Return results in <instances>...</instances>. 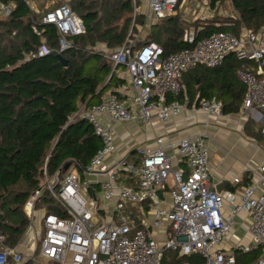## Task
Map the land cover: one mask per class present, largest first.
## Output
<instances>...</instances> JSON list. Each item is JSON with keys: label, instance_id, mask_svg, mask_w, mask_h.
Returning <instances> with one entry per match:
<instances>
[{"label": "built area", "instance_id": "built-area-1", "mask_svg": "<svg viewBox=\"0 0 264 264\" xmlns=\"http://www.w3.org/2000/svg\"><path fill=\"white\" fill-rule=\"evenodd\" d=\"M184 5L185 0H149L156 21L175 15ZM12 11L11 5L0 3L1 19L10 17ZM193 13L205 21L212 14L208 3H196ZM43 24L58 30L60 54L71 47L70 37L85 34L83 20L69 4L50 10ZM48 54L43 47L38 56ZM229 56L242 63L238 76L247 88L243 113L261 124L264 134V26L260 30L251 25L243 27L238 36L213 34L193 49L166 59L163 48L155 42L138 48L134 42H127L109 60L114 67L126 68L130 86L121 93L130 100L121 102L109 95L102 104L82 108L74 115L72 123L87 120L93 126L102 147L82 172L70 171L63 179L56 174L33 194L26 213L37 250L24 256L18 247H7L0 232V264H163L167 252L199 256L204 264H237L239 254L264 248V165L259 178L237 195L231 190H212L205 136L189 137L178 145L177 154L186 161L189 174L173 169L162 139L157 140L155 149L137 150L136 160L129 159L130 155L115 156V132L109 122L151 126L182 115L189 110L188 100L181 103L171 98L184 92V76L199 66L217 68ZM191 110L208 117L223 114V106L215 98L201 100ZM127 175L135 177L134 186L120 185ZM235 182L239 183V179ZM47 191L61 207L63 217L36 211ZM162 193L170 196L168 208L163 206ZM146 207L154 213L152 223L146 218ZM136 208H140V214L135 213ZM242 213L252 219L251 242L225 250L222 246L233 234L235 219ZM38 214L40 218H36ZM37 223L42 231L34 230ZM164 224L170 231L161 246L150 231ZM253 264H264V249Z\"/></svg>", "mask_w": 264, "mask_h": 264}, {"label": "trees", "instance_id": "trees-1", "mask_svg": "<svg viewBox=\"0 0 264 264\" xmlns=\"http://www.w3.org/2000/svg\"><path fill=\"white\" fill-rule=\"evenodd\" d=\"M27 1L0 0L13 7L10 17L0 18V232L9 248L18 247L29 229L26 207L45 179L56 174L63 179L73 168L82 172L101 149L93 126L87 120L72 123L71 119L82 108L102 104L109 95L119 101L124 98L118 90L126 80L118 75L121 67L113 73L109 56L134 42L133 34L148 21L147 14L136 11L139 0H56L48 10L40 5L39 13ZM62 4H69L85 27L84 35L69 38L71 47L62 53L67 67L52 55L60 50L58 30L43 24L45 15ZM228 4L233 10L220 20L218 9ZM210 7L215 14L211 21L189 25L179 14L158 20L148 39L135 47L155 42L166 59L213 34L238 36L243 27L264 26V0H210ZM43 47L50 54L39 57ZM241 66L234 56L214 69L200 71L203 66H199L184 76V92L171 100L187 99L192 107L215 98L224 114L238 113L247 93L238 76ZM68 164L71 168L65 172ZM127 180L129 186L135 185L134 176L127 175ZM60 208L48 191L36 205L37 212L63 217ZM257 252L261 249L250 254ZM240 255L249 254H239L237 264H247ZM184 262L204 264L199 256L175 252H167L163 260V264Z\"/></svg>", "mask_w": 264, "mask_h": 264}, {"label": "crops", "instance_id": "crops-1", "mask_svg": "<svg viewBox=\"0 0 264 264\" xmlns=\"http://www.w3.org/2000/svg\"><path fill=\"white\" fill-rule=\"evenodd\" d=\"M139 1L141 3L145 1L146 5H149V0ZM193 6L195 9L196 3ZM32 7L37 13L42 11L40 4H37V0L33 1ZM48 9L49 7H46L45 4V10ZM136 11L142 13L140 8ZM181 11L178 10V13L175 15ZM157 22L151 11H148V24L152 27ZM121 72L124 73L121 74ZM118 75L120 78L126 80L124 87L130 86L127 71L123 70V67L119 69ZM124 87L118 90L120 94H122L121 92ZM244 87L246 92L247 88L245 85ZM123 97L122 102L130 100L125 96ZM187 106L189 110L180 116L173 117L166 123L157 121L151 126H145L138 122L129 124L109 122L114 128L115 140L117 142L116 158L127 156L131 153L132 156L135 155L138 158L137 150L140 148L155 149L157 148V140L162 139L163 147L167 151L168 156L172 158L173 169L175 171L184 170L186 174H189L190 171L186 161L177 154L178 145L186 138L205 136L207 141L212 142L211 152L208 146V169L212 190L217 192L231 190L237 195H241L245 187L259 178L260 168L264 165L263 126L255 122L249 115L243 113V104L238 113H223L220 117H208L203 113L192 112L191 108L193 106L190 107L188 102ZM236 179H239V183L235 182ZM119 183L121 186L128 185V180H123ZM163 195L164 193L161 195V199L163 198L162 200H164L163 206L168 208L170 196L168 194ZM134 211L136 214H140V208H136ZM224 211L227 212L228 208L225 207ZM145 215L148 221L152 223L154 217L153 211L146 207ZM166 226L164 224L160 229L152 228L153 231H150L152 237L161 246L164 245V242L169 237L170 230ZM38 228L39 226L35 225L34 230H38ZM251 230V217L245 213L240 214L235 219L233 234L222 247L226 250L233 247L234 244H249L251 242ZM32 236V233L27 230L18 246V251L24 256H31L37 250L38 244L33 240Z\"/></svg>", "mask_w": 264, "mask_h": 264}, {"label": "rangeland", "instance_id": "rangeland-1", "mask_svg": "<svg viewBox=\"0 0 264 264\" xmlns=\"http://www.w3.org/2000/svg\"><path fill=\"white\" fill-rule=\"evenodd\" d=\"M30 2L33 3L34 0H29ZM53 1H56V0H37V4H40V5H43V4H46V7H49V9H51L52 7H54V4L52 3ZM210 0H185V5L179 9L182 10L179 14H180V17L187 21V24H192L193 22L201 19L200 15H194L193 11H194V6L193 4L194 3H199L200 6L202 5V3H208L209 6H210V3H209ZM140 11L144 14L147 13L148 15V11L150 12V7L149 5H146L145 1H143V3L140 2ZM57 5V4H56ZM232 6L231 4H228L226 5L225 7H223L222 9H218L219 11V16H220V20H222L224 17H228V15H230V13L232 12ZM211 18L207 21H211L214 19L215 17V14H214V11L211 9ZM213 16V18H212ZM201 21L200 23H203L202 21H205V20H199ZM151 33V26L150 24H148V21H147V25L146 27H143V28H140L137 32H135L133 34V37L134 35L136 37H134V43H138V42H141V41H146L149 37V34ZM136 39V41H135ZM206 68L204 67H201V68H198L197 70H205ZM124 72H121V74H123ZM117 143V142H116ZM208 146H209V149H210V152H211V147H212V142L211 141H208ZM71 172H75L76 174H79V171L76 170L75 168L71 169ZM60 178V177H59ZM53 179V178H52ZM51 178L48 177V179H45V181L42 183L45 187L47 182L48 181H51L52 180ZM61 179V178H60ZM36 218H40V215H36ZM37 226H39V230L42 231L43 228L41 227L40 224H36ZM264 248L261 249V252ZM261 252H257V253H254V254H249V255H240V259H242L245 263L247 264H251L252 262L256 261L260 256H261ZM168 253H173V252H168ZM167 261V260H165ZM253 264V263H252Z\"/></svg>", "mask_w": 264, "mask_h": 264}, {"label": "water", "instance_id": "water-1", "mask_svg": "<svg viewBox=\"0 0 264 264\" xmlns=\"http://www.w3.org/2000/svg\"><path fill=\"white\" fill-rule=\"evenodd\" d=\"M52 55L60 61L62 66H64V67L68 66L69 62L62 56V54L55 52V53H52ZM116 69H117V67H114L113 73L115 72ZM113 73H112V75H113ZM112 75H111V77H112ZM197 84H199V82ZM70 168H71V164H68L65 167V172L69 171Z\"/></svg>", "mask_w": 264, "mask_h": 264}, {"label": "bare ground", "instance_id": "bare-ground-1", "mask_svg": "<svg viewBox=\"0 0 264 264\" xmlns=\"http://www.w3.org/2000/svg\"><path fill=\"white\" fill-rule=\"evenodd\" d=\"M178 13V12H177ZM195 15V14H194ZM174 16V15H173ZM176 16V15H175ZM50 54V53H49ZM184 82H185V80H184ZM182 97V96H181ZM105 99V98H104ZM178 99H180V98H178ZM180 101V100H179Z\"/></svg>", "mask_w": 264, "mask_h": 264}]
</instances>
